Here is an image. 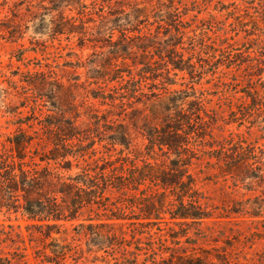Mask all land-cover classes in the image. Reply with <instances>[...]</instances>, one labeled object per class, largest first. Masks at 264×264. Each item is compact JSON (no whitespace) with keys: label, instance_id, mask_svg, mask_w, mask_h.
Listing matches in <instances>:
<instances>
[{"label":"rangeland","instance_id":"374dc122","mask_svg":"<svg viewBox=\"0 0 264 264\" xmlns=\"http://www.w3.org/2000/svg\"><path fill=\"white\" fill-rule=\"evenodd\" d=\"M259 1L181 0L180 24L187 26V31L191 27L197 29L199 34L188 31L187 34L67 35L53 34L51 20L55 15L44 10L33 17L27 12L30 4L36 10L40 0H0V154L10 151L9 140L20 133L33 138V146L28 148L31 153L44 148L50 150L54 147V135H59L64 129L50 123L68 126L71 118L79 115L76 125L93 136L96 147L104 151L105 134L109 136L108 132L115 128L109 129L106 124L112 125L108 120H117L116 124L123 123L127 127L134 152L145 158L148 157L147 145H150L147 133L154 127L159 132L164 131L161 119L154 118L152 113L159 103L167 104L172 97L179 103L184 102L186 111L189 106L191 109L202 107V119L195 117L191 127L185 126L190 134L182 132L185 149L175 153L166 147L163 151L156 147L155 153L150 154L167 167L177 160L188 163L180 166V171L188 170L194 175L199 196L214 217L203 226L197 223L180 226L169 222L167 213L164 215L166 218L158 220L150 228L157 236L166 234L168 238L167 244L156 240L155 246L167 248V260L163 264H172L168 259L170 252L179 255L184 250L188 251L187 254L207 256L203 252L205 250L217 263L216 255L234 262L264 264V180L242 182L231 174L223 175L225 160L216 157L220 154L219 148L224 146L229 150L234 142L243 141L244 145L256 146V152L259 151L258 146L264 148V133L259 127L241 123V120L232 121L231 117V112L237 110L240 102L237 98L249 86L247 79L253 71L246 67L245 54L259 57V46L264 47V43L258 45L254 41L259 34H246L237 22L250 20L253 6L261 5ZM86 2L90 3V0ZM113 3V0H107L100 1L98 5L103 4L108 13L109 4ZM166 3L168 5L169 0ZM19 9L20 13H17ZM67 13L77 15L76 11ZM98 13L102 14L99 10ZM20 18L22 34H9L6 27L17 28ZM119 48H125V52H120L127 53V59L114 58V51ZM170 58H184L185 66L193 64L194 68L190 69L193 77L186 69H172ZM127 72L135 76L136 84L130 80L128 83L123 81V88L121 79L110 80L111 76L121 74L129 79ZM49 79L51 83L46 86L54 89L53 96L40 91L45 80L48 82ZM99 86H102V92ZM93 92L105 94L106 99L92 97ZM121 95L125 96L123 101L120 100ZM73 98H76V107L70 103ZM111 98L116 100L113 102ZM133 154L130 156L134 157ZM140 159L138 162L141 164ZM77 170L74 164L72 172ZM117 195L112 194L113 200ZM251 212H260V216L253 217ZM213 220L220 222L213 224ZM229 220L231 223H226ZM27 223L21 211L9 212L0 207V264L13 252H24L22 248H26L33 264H38L39 261L33 257L34 251L43 248V244L39 240H29L32 230L26 228ZM11 224L20 225L15 229L24 234L25 245L19 243L18 246L9 240L14 237L5 235L11 231ZM181 228L188 229L191 242L197 241L196 250L187 243L181 248L173 247L170 235L177 234ZM74 234L70 230L68 239L71 240ZM99 254L106 255L104 252ZM87 256L88 260L82 258L80 264H95L93 255ZM154 257L156 255L152 252L148 259L153 260ZM107 260L108 264L115 263L114 256H107ZM15 263L16 259H12V264ZM97 264L106 263L97 261ZM147 264H151L150 261Z\"/></svg>","mask_w":264,"mask_h":264},{"label":"trees","instance_id":"16d2710c","mask_svg":"<svg viewBox=\"0 0 264 264\" xmlns=\"http://www.w3.org/2000/svg\"><path fill=\"white\" fill-rule=\"evenodd\" d=\"M86 1L40 0L36 10L32 9L33 4L26 10L33 17H37L44 10L48 11L47 14L55 15L51 20L53 34L148 35L187 34L188 31L199 34L197 29L191 27L187 31V26L180 24L181 0H169L168 5L166 0H113L114 3L109 4L108 13L103 4L98 5L100 1L107 0H90V3ZM259 3L261 5L253 6L252 13L248 12L250 20H239L237 23L246 34H259L254 41L261 45L260 43H264V0ZM67 11H76L77 15L70 16ZM18 12L20 13V9ZM194 17L197 18V15ZM21 20L22 18L17 22V28L6 27L7 32L22 34ZM42 21L46 22L43 18ZM259 49V57L252 56L251 53L245 54L246 67L253 71L247 79L249 86L237 98L240 102L237 110L231 112V117L232 121L241 120V123L255 124L264 133L263 45ZM120 51L126 50L119 48L114 51V58L127 59V53ZM168 61L172 69H186L191 78L193 77L190 69L194 65L185 66L184 58H170ZM127 73L129 79L121 74L122 76H111L110 80L121 79L123 88V81L128 83L130 80L136 84L135 76ZM47 83H51L50 79L48 82L45 80L40 91L49 92L53 96L54 89L48 88ZM98 88L102 92V86ZM55 96L58 98V94ZM92 97L106 99L105 94L96 92H93ZM121 97L120 100L123 101L125 96ZM111 99L113 102L116 100ZM71 101L72 107H76V98ZM168 101L164 105L159 103V107L152 111L154 118L161 119L164 131L159 132L154 127L153 131L147 133L150 145H147L148 157L145 158L134 152L127 127L123 123L116 124L117 120L112 119L108 120L112 125H106L109 129L114 126L115 128L108 132L109 136L105 134L106 144L102 146L104 151L95 146L93 136L78 128L76 120L79 115L73 116L68 126L58 122L50 123L64 127L59 135H54V147L50 150L44 148L31 153L28 148L33 146V138L26 134H17L9 140L10 151L0 154V207L9 212L21 211L26 216V228L32 230L29 240H39L43 244V248L34 251L33 257L39 261L38 264H80L82 258L88 260L87 254L93 255L92 262L95 264L97 261L108 264L107 256H114V264H147L148 261L151 264H163L167 260V248H158L155 244L156 240L167 244L168 238L166 234L157 236L155 232H151V226L166 218L164 215L167 213L170 215L169 222L174 225L209 224L214 214L207 203L202 202L194 175L188 170L180 171V166L188 163L177 160L167 167V164L159 163L158 158L150 154L155 153L156 147L161 151L166 147L175 153L185 149L186 142L182 132L190 134L185 126L191 127L195 117L202 119L201 112L204 108L191 109L189 106L187 110L190 113L184 109V102L179 103L178 99L172 97ZM205 113L207 114L206 110ZM258 147L259 151L256 152V146L244 145L242 141L232 143L229 150H225L224 146L219 148L220 154L216 157L218 160H225L226 165L223 175L231 174L242 182L250 179L264 180V148ZM100 153L102 154L99 156ZM131 153H134V157L130 156ZM139 158H142L141 164L138 162ZM74 164L78 170L72 172ZM113 193L118 194L115 200ZM251 216L258 217L260 212H251ZM219 222L220 220L212 221L213 224ZM226 223L231 222L229 220ZM9 227L11 231L5 232V235L14 239H8L18 246L19 243L25 245L24 234L20 229H15L20 228V225L11 224ZM70 230L75 233L71 240L68 239ZM170 237L173 247L181 248L187 243L194 250L197 249V241L191 242L192 236H189L188 229L181 228V231L171 234ZM146 241H150V244ZM22 249L24 252H13L1 264H12V259H16L15 264H33L26 254V248ZM100 252L106 255H100ZM152 252L156 257L150 260L148 258ZM187 252L184 250L179 255L170 252L168 259L172 264H246L220 255L215 256L219 261L217 263L214 258H209L210 254L205 250L203 252L207 256Z\"/></svg>","mask_w":264,"mask_h":264}]
</instances>
